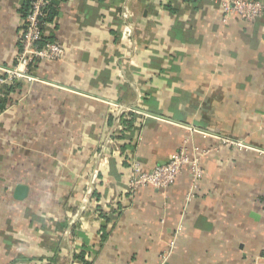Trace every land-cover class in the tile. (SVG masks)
Here are the masks:
<instances>
[{
    "label": "crops",
    "instance_id": "obj_1",
    "mask_svg": "<svg viewBox=\"0 0 264 264\" xmlns=\"http://www.w3.org/2000/svg\"><path fill=\"white\" fill-rule=\"evenodd\" d=\"M52 1L66 53L0 111V264H264V15ZM24 3L0 0V67L15 64ZM123 110L132 128L106 144ZM185 145L196 187L186 170L128 190L129 161L153 169Z\"/></svg>",
    "mask_w": 264,
    "mask_h": 264
},
{
    "label": "built area",
    "instance_id": "obj_2",
    "mask_svg": "<svg viewBox=\"0 0 264 264\" xmlns=\"http://www.w3.org/2000/svg\"><path fill=\"white\" fill-rule=\"evenodd\" d=\"M224 13V20L230 15H236L248 23L254 22L264 15L263 0H216ZM52 0H31L27 15L23 18L19 31L20 50L15 64L12 67H0V88L4 84L23 79H32V67L43 60L62 59L66 53L65 47L57 41L44 42V34L49 33L50 26L54 23H46L44 16ZM48 28L49 31L46 29ZM126 33L131 36L132 27L128 26ZM130 110H123L120 119L116 120L115 130L110 133L106 144H114L119 131L125 129L123 119H129ZM228 143L240 144L231 139ZM106 149V147H103ZM188 149L187 145L181 146L170 158L153 169H146L139 161L131 160L128 163L127 185L128 190L134 192L140 187L151 186L157 190H167L177 178L189 169L193 176V185L196 187L198 180L203 175L200 165V155L197 147ZM103 154V153H102ZM99 157V153H98ZM101 157V154H100ZM98 175L99 170H94Z\"/></svg>",
    "mask_w": 264,
    "mask_h": 264
},
{
    "label": "trees",
    "instance_id": "obj_3",
    "mask_svg": "<svg viewBox=\"0 0 264 264\" xmlns=\"http://www.w3.org/2000/svg\"><path fill=\"white\" fill-rule=\"evenodd\" d=\"M30 2H31V0H25L24 6H23V12H24L23 13V18L27 15V12L29 11ZM170 5H172V4H170ZM57 14H58V7L52 1L51 4L48 7V9L46 11V14H45L43 19H44V21L46 23H53L55 21V18H56ZM46 29L49 31L48 28H46ZM54 38L55 37H54V35H52L51 31H49V33H45L44 34V42L56 41ZM38 64H34L32 69L35 70V68L38 66ZM20 86H21V84H20L19 81H14V82H11L9 84H4L0 88V111L5 109L7 103L11 99L13 93L16 92L19 89ZM129 121H131V119H123V124L125 126H127V127L132 128L131 126H128L129 125ZM125 131H126V129H124L123 131H119L117 137L118 136L119 137H124ZM186 170H189V169H186Z\"/></svg>",
    "mask_w": 264,
    "mask_h": 264
},
{
    "label": "water",
    "instance_id": "obj_4",
    "mask_svg": "<svg viewBox=\"0 0 264 264\" xmlns=\"http://www.w3.org/2000/svg\"><path fill=\"white\" fill-rule=\"evenodd\" d=\"M26 194H27V187L23 185L18 186L16 191V197L23 198L26 196Z\"/></svg>",
    "mask_w": 264,
    "mask_h": 264
},
{
    "label": "rangeland",
    "instance_id": "obj_5",
    "mask_svg": "<svg viewBox=\"0 0 264 264\" xmlns=\"http://www.w3.org/2000/svg\"><path fill=\"white\" fill-rule=\"evenodd\" d=\"M174 1H179V0H174Z\"/></svg>",
    "mask_w": 264,
    "mask_h": 264
}]
</instances>
